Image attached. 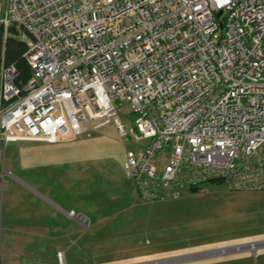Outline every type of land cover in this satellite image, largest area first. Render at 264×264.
I'll use <instances>...</instances> for the list:
<instances>
[{
    "label": "built area",
    "instance_id": "obj_1",
    "mask_svg": "<svg viewBox=\"0 0 264 264\" xmlns=\"http://www.w3.org/2000/svg\"><path fill=\"white\" fill-rule=\"evenodd\" d=\"M11 25L31 74L1 67L4 145L112 123L144 203L212 181L264 190V0H0Z\"/></svg>",
    "mask_w": 264,
    "mask_h": 264
},
{
    "label": "rangeland",
    "instance_id": "obj_2",
    "mask_svg": "<svg viewBox=\"0 0 264 264\" xmlns=\"http://www.w3.org/2000/svg\"><path fill=\"white\" fill-rule=\"evenodd\" d=\"M118 116L132 125L128 104ZM133 146L112 123L55 143L0 142V215L20 220L21 264H264V246L235 249L264 241V190L204 182L143 203L125 169Z\"/></svg>",
    "mask_w": 264,
    "mask_h": 264
},
{
    "label": "trees",
    "instance_id": "obj_3",
    "mask_svg": "<svg viewBox=\"0 0 264 264\" xmlns=\"http://www.w3.org/2000/svg\"><path fill=\"white\" fill-rule=\"evenodd\" d=\"M25 50L26 44L17 36V30L14 25L8 28L6 35L3 34V29L0 27V70L2 66L13 65L17 71L15 79L17 85L25 83L31 74L30 66L24 57ZM212 182L220 183L219 181ZM189 190L198 189L197 187H192Z\"/></svg>",
    "mask_w": 264,
    "mask_h": 264
},
{
    "label": "crops",
    "instance_id": "obj_4",
    "mask_svg": "<svg viewBox=\"0 0 264 264\" xmlns=\"http://www.w3.org/2000/svg\"><path fill=\"white\" fill-rule=\"evenodd\" d=\"M34 149L35 148H31ZM154 202V201H153ZM149 203V202H146ZM67 214L71 215V211H66ZM46 223V221H44ZM40 226V225H39ZM21 225L20 220H10L9 218H5L3 214L0 215V257H1V264H21V258L26 256L25 250L21 252V244L20 238L15 236V233L19 231ZM44 228H47L44 226ZM35 236L40 233L39 231L36 232V226L33 227ZM51 234V233H49ZM49 234H45L46 236ZM41 235V234H40ZM5 236H7V240L5 241ZM264 246V245H259Z\"/></svg>",
    "mask_w": 264,
    "mask_h": 264
},
{
    "label": "water",
    "instance_id": "obj_5",
    "mask_svg": "<svg viewBox=\"0 0 264 264\" xmlns=\"http://www.w3.org/2000/svg\"><path fill=\"white\" fill-rule=\"evenodd\" d=\"M248 245L249 244H247V245H239V246H236L235 249H242V248H245V247L248 248ZM222 251H225V250H222Z\"/></svg>",
    "mask_w": 264,
    "mask_h": 264
},
{
    "label": "flooded vegetation",
    "instance_id": "obj_6",
    "mask_svg": "<svg viewBox=\"0 0 264 264\" xmlns=\"http://www.w3.org/2000/svg\"><path fill=\"white\" fill-rule=\"evenodd\" d=\"M138 199V198H137ZM139 200V199H138ZM139 201H141V200H139ZM142 202V201H141ZM144 203V202H143Z\"/></svg>",
    "mask_w": 264,
    "mask_h": 264
}]
</instances>
